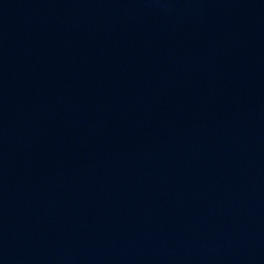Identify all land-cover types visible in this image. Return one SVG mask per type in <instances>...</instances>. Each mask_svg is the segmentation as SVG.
Wrapping results in <instances>:
<instances>
[{"label":"water","instance_id":"95a60500","mask_svg":"<svg viewBox=\"0 0 264 264\" xmlns=\"http://www.w3.org/2000/svg\"><path fill=\"white\" fill-rule=\"evenodd\" d=\"M0 264H264V0H0Z\"/></svg>","mask_w":264,"mask_h":264}]
</instances>
